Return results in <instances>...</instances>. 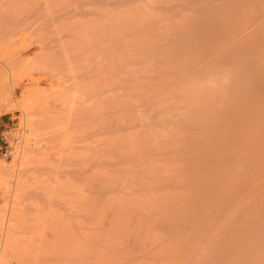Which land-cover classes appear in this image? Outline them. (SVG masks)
Instances as JSON below:
<instances>
[{
    "label": "rangeland",
    "instance_id": "obj_1",
    "mask_svg": "<svg viewBox=\"0 0 264 264\" xmlns=\"http://www.w3.org/2000/svg\"><path fill=\"white\" fill-rule=\"evenodd\" d=\"M262 42L264 0H0V264H264Z\"/></svg>",
    "mask_w": 264,
    "mask_h": 264
},
{
    "label": "bare ground",
    "instance_id": "obj_2",
    "mask_svg": "<svg viewBox=\"0 0 264 264\" xmlns=\"http://www.w3.org/2000/svg\"><path fill=\"white\" fill-rule=\"evenodd\" d=\"M262 41V40H261ZM262 43H264V42H262ZM261 51H264V50H261ZM257 56H258V54H257ZM262 56V57H261ZM260 57L261 58H264V52H262V54H260Z\"/></svg>",
    "mask_w": 264,
    "mask_h": 264
}]
</instances>
